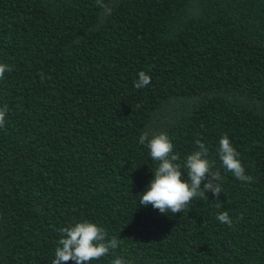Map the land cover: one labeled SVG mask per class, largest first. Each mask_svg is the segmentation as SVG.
<instances>
[{"label":"trees","instance_id":"1","mask_svg":"<svg viewBox=\"0 0 264 264\" xmlns=\"http://www.w3.org/2000/svg\"><path fill=\"white\" fill-rule=\"evenodd\" d=\"M104 2L0 0V264H52L83 220L119 242L90 264H264V0ZM145 131L181 165L203 142L219 202L139 204L158 167ZM225 134L251 182L222 166Z\"/></svg>","mask_w":264,"mask_h":264},{"label":"clouds","instance_id":"2","mask_svg":"<svg viewBox=\"0 0 264 264\" xmlns=\"http://www.w3.org/2000/svg\"><path fill=\"white\" fill-rule=\"evenodd\" d=\"M97 6L103 11L101 16L111 15L112 7L104 0H96ZM6 71L11 69L4 64H0V79ZM43 79V74L41 75ZM151 83V76L145 71L138 73L135 81L137 89L144 88ZM8 108L5 105L0 108V128L5 126V118ZM139 143L146 145L149 149L152 160L158 162V167L154 169V178L147 186V190L141 193L139 204L144 206L152 205L162 214L175 215L189 206L194 198H203L207 192H211L216 201L219 202L220 194L223 191L221 186V173L212 170V165L206 158L209 149L199 140L196 141L198 150L186 157L183 165L177 163L180 160L178 153L173 152V143L167 133L161 132L150 135L145 131L139 137ZM219 158L222 166L240 181L251 182L252 177L245 173V168L239 157V152L233 147L227 134L219 140ZM183 169L186 170L187 179ZM218 207L222 206L218 203ZM220 223L232 226V220L227 211L217 214ZM61 238L55 250L52 264H65L74 261L75 264H90L93 260L107 255L110 249L119 246L118 240L113 237L107 239V232L96 223L83 220L71 226L60 229ZM112 264H126L123 258H116Z\"/></svg>","mask_w":264,"mask_h":264}]
</instances>
